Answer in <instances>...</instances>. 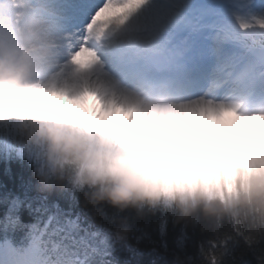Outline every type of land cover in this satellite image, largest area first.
Segmentation results:
<instances>
[{
  "label": "clouds",
  "instance_id": "9594fccd",
  "mask_svg": "<svg viewBox=\"0 0 264 264\" xmlns=\"http://www.w3.org/2000/svg\"><path fill=\"white\" fill-rule=\"evenodd\" d=\"M112 2L95 13L90 29L104 24ZM45 5L0 0V115L22 117L13 122L10 146L32 165L39 191L82 197L102 223L107 205L139 216L165 213L205 231L228 223L250 247L264 243V129L237 123L231 113L128 123L126 114L98 105L43 107L32 86L48 78L62 42ZM95 35L90 31L89 41L98 47ZM114 219L106 229L110 245L131 232L127 217ZM176 261L183 264L179 255Z\"/></svg>",
  "mask_w": 264,
  "mask_h": 264
},
{
  "label": "snow or ice",
  "instance_id": "6c2138e0",
  "mask_svg": "<svg viewBox=\"0 0 264 264\" xmlns=\"http://www.w3.org/2000/svg\"><path fill=\"white\" fill-rule=\"evenodd\" d=\"M150 2L113 0V11L104 24L90 29L95 13L106 0H46V9L62 42L58 56L49 62L48 78L32 86L35 101L50 110L59 108L57 103L63 100L86 108L98 105L102 112L126 114L128 123L176 115L231 113L237 123L249 122L244 126L264 129V123H253L264 122V110L242 111L245 102L229 98L235 84L221 77L216 69L209 73L207 86H203V72L159 58L162 36L151 18L144 17L130 25ZM253 20L254 23L241 20V30H264V19ZM109 29L110 38H106L104 33ZM90 31L96 32L93 39L98 47L89 41ZM221 53L222 47H218V58ZM53 97L60 99L52 102ZM90 97L95 104H88ZM157 100L164 103H156ZM21 119L15 111L0 115V124L5 125L0 132L9 143L14 136L13 122ZM105 220L108 224L102 225L100 231L89 232L79 216L73 219L71 212L59 210L41 227L33 248V264H89L100 251L92 241L100 238L101 232L99 244L110 246L106 229L114 226L115 219L106 216ZM226 243L225 240L224 246ZM212 247L207 255L210 264H216L214 249L221 244L214 243Z\"/></svg>",
  "mask_w": 264,
  "mask_h": 264
},
{
  "label": "trees",
  "instance_id": "16d2710c",
  "mask_svg": "<svg viewBox=\"0 0 264 264\" xmlns=\"http://www.w3.org/2000/svg\"><path fill=\"white\" fill-rule=\"evenodd\" d=\"M104 207L109 218L127 217L131 232L126 241L107 247L99 244L101 232V237L92 241L100 251L89 264H177V255L183 264H210L207 253L213 251L214 243L221 244L214 249L221 254L218 264H264V243L250 247L228 223L219 230L205 231L200 224L178 223L165 213L139 216L134 210L120 213ZM59 210L71 212L73 219L79 216L89 232L100 231L102 225L108 224L95 219L83 198L72 192H40L32 165L17 155L0 133V236L11 233L26 241Z\"/></svg>",
  "mask_w": 264,
  "mask_h": 264
},
{
  "label": "rangeland",
  "instance_id": "374dc122",
  "mask_svg": "<svg viewBox=\"0 0 264 264\" xmlns=\"http://www.w3.org/2000/svg\"><path fill=\"white\" fill-rule=\"evenodd\" d=\"M175 3L172 7H168L162 14V23L158 25V30L168 29V21H171L175 26H179L181 30L184 28L188 30L189 27L198 26V30L201 32L205 25H211L212 27L217 26L215 31V42H217V37L222 34L223 37H230V44L237 46L239 52L243 51L245 55L246 64L251 65V67L258 65L259 60L249 53V50H254V40H251L253 36L260 37L261 32L264 35V30L259 28H253L248 31H242L240 27V21L254 23V17L264 19V9L259 10L254 17H250L247 13V4L249 0H213L205 3L201 0H173ZM233 2V6H229L228 2ZM192 5V6H191ZM218 14V19L216 21H208L206 18L213 14ZM146 16H143V18ZM239 18V19H238ZM201 22V23H200ZM198 24V25H197ZM130 25H135L130 23ZM163 33V30L161 31ZM212 33V31H211ZM217 33V34H216ZM238 36L240 39H238ZM243 38V39H242ZM248 40H247V39ZM252 41V42H251ZM56 101L60 98L54 97ZM52 100V102H56ZM94 100V98H91ZM90 100V103H91ZM66 100L57 103V107L65 103ZM9 129L12 125L8 126ZM36 242V240H34Z\"/></svg>",
  "mask_w": 264,
  "mask_h": 264
},
{
  "label": "bare ground",
  "instance_id": "6f19581e",
  "mask_svg": "<svg viewBox=\"0 0 264 264\" xmlns=\"http://www.w3.org/2000/svg\"><path fill=\"white\" fill-rule=\"evenodd\" d=\"M166 9H168V7L166 5H164L163 3H161L160 1L151 0V2L144 9H142L141 12L136 17H134L130 23L136 24L139 20H141L143 18V16H146V17L151 18L152 24L154 25V27L157 28L158 25L162 23L161 22L162 21V14L165 13L164 11ZM161 36H162L161 43H160V50L161 51H165L167 54H170V55H175V52L178 49H180L179 52L184 51V48L180 43L183 42L185 36L182 38V41L181 40L178 41L175 39L174 42H170V43H168L169 41L167 39L172 36V33L168 32L165 36H163V35H161ZM184 41L188 42L189 44L191 43V41L189 42L186 39ZM224 53L226 55H229V56L235 55V53H233L232 50H230L229 52H227V50H225ZM253 79H255V76H253ZM51 99L55 100L54 97Z\"/></svg>",
  "mask_w": 264,
  "mask_h": 264
}]
</instances>
